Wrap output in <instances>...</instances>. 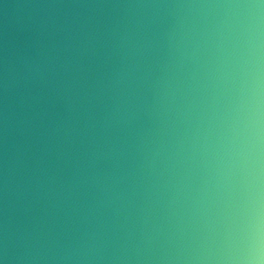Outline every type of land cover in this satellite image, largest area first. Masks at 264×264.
<instances>
[{
	"label": "clouds",
	"instance_id": "9594fccd",
	"mask_svg": "<svg viewBox=\"0 0 264 264\" xmlns=\"http://www.w3.org/2000/svg\"><path fill=\"white\" fill-rule=\"evenodd\" d=\"M0 264H264V0H0Z\"/></svg>",
	"mask_w": 264,
	"mask_h": 264
}]
</instances>
